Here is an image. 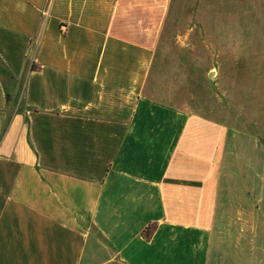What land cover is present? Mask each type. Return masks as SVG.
Instances as JSON below:
<instances>
[{"label":"crops","instance_id":"0c3cea01","mask_svg":"<svg viewBox=\"0 0 264 264\" xmlns=\"http://www.w3.org/2000/svg\"><path fill=\"white\" fill-rule=\"evenodd\" d=\"M171 4L0 0V264H264L238 119L149 95Z\"/></svg>","mask_w":264,"mask_h":264},{"label":"rangeland","instance_id":"374dc122","mask_svg":"<svg viewBox=\"0 0 264 264\" xmlns=\"http://www.w3.org/2000/svg\"><path fill=\"white\" fill-rule=\"evenodd\" d=\"M152 84L153 99L190 112L194 97L214 119H238L234 127L248 137L247 177L264 179V0H172Z\"/></svg>","mask_w":264,"mask_h":264}]
</instances>
